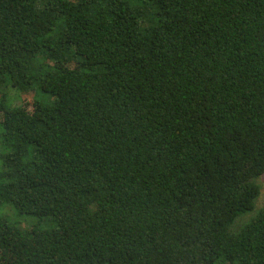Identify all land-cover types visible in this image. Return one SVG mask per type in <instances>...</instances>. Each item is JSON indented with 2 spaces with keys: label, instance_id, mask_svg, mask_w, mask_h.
Masks as SVG:
<instances>
[{
  "label": "trees",
  "instance_id": "16d2710c",
  "mask_svg": "<svg viewBox=\"0 0 264 264\" xmlns=\"http://www.w3.org/2000/svg\"><path fill=\"white\" fill-rule=\"evenodd\" d=\"M263 175L264 0H0V264H264Z\"/></svg>",
  "mask_w": 264,
  "mask_h": 264
},
{
  "label": "rangeland",
  "instance_id": "374dc122",
  "mask_svg": "<svg viewBox=\"0 0 264 264\" xmlns=\"http://www.w3.org/2000/svg\"><path fill=\"white\" fill-rule=\"evenodd\" d=\"M7 95L9 97H11V100H12V103L11 104H23L21 103L22 99L25 98V100H30L32 99V97H35L36 95L33 94V91H28V92H25L24 94H18L15 90H12V89H7ZM38 97L41 98V96L38 95ZM258 184L260 186V195H259V198L257 199V203H256V209H259L260 207H264V175L261 176L259 179H258ZM9 215H11V212L8 213ZM33 222H37L36 219H33L31 218ZM20 225L22 227H28L30 225V222L27 221V219H21L20 220ZM51 225L48 223V222H41L40 225H39V228L40 229H48L50 228Z\"/></svg>",
  "mask_w": 264,
  "mask_h": 264
}]
</instances>
